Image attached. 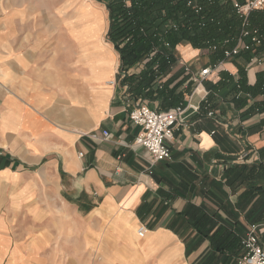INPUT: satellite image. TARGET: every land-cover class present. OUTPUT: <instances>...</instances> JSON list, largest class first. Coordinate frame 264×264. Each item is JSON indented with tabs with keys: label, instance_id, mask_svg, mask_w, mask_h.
Returning a JSON list of instances; mask_svg holds the SVG:
<instances>
[{
	"label": "crops",
	"instance_id": "crops-1",
	"mask_svg": "<svg viewBox=\"0 0 264 264\" xmlns=\"http://www.w3.org/2000/svg\"><path fill=\"white\" fill-rule=\"evenodd\" d=\"M96 1L0 0V264H237L252 223L264 248L262 95L235 96L264 52L258 66L234 56L213 68L208 49L177 45L163 91L145 88L153 107L186 105L170 159L154 160L132 145L138 97L104 3L93 29ZM104 129L110 140L91 136Z\"/></svg>",
	"mask_w": 264,
	"mask_h": 264
},
{
	"label": "trees",
	"instance_id": "trees-1",
	"mask_svg": "<svg viewBox=\"0 0 264 264\" xmlns=\"http://www.w3.org/2000/svg\"><path fill=\"white\" fill-rule=\"evenodd\" d=\"M97 1L103 2L107 10L109 29L106 38L119 55L122 79L133 80L129 86L135 98L138 97L136 101L148 96L146 94L152 88L155 92L163 91L165 83L162 79L179 61L177 45L190 44L193 48L214 45L216 48L210 51V55L215 63L224 59V50L236 43L241 29V18L232 0ZM248 21L250 27L264 30L263 11H251ZM259 52H264V49L258 47L256 53ZM251 55L250 51H241L236 56L243 57L248 63ZM139 65H142L139 71L133 72ZM235 89L236 94L242 92L251 97L257 93L262 95L252 107L254 112L264 111V69L257 73L252 88L246 86L241 71ZM142 91L144 96L141 95Z\"/></svg>",
	"mask_w": 264,
	"mask_h": 264
},
{
	"label": "built area",
	"instance_id": "built-area-1",
	"mask_svg": "<svg viewBox=\"0 0 264 264\" xmlns=\"http://www.w3.org/2000/svg\"><path fill=\"white\" fill-rule=\"evenodd\" d=\"M232 5L241 18V29L236 43L231 48L224 50V59L234 57L241 51H250L252 55L248 61V66H258L262 61L256 50L258 47L264 49V30H260L258 27H250L248 16L254 10L264 12V0H232ZM215 48L214 45H210L206 49L210 52ZM217 63L219 61L213 64V68L217 66ZM141 66L139 65L135 69H140ZM185 70L189 72L187 68ZM210 72L211 68L205 67L191 76V80L195 84L193 90L201 85ZM206 94L207 92H204L203 98ZM242 94V92H238L236 97H240ZM245 95L248 98L251 97L249 94ZM185 110L186 105L184 103L166 110H160L150 105L148 101L138 99L131 105L128 112L131 122L138 127V133L135 135L132 145L146 149L154 160L170 159L171 153L167 141L172 137L173 127L182 120ZM91 136L101 140H110L111 138L110 132L106 129L102 130L101 135L91 133ZM81 155L82 152H79V156ZM256 231L257 225L251 224L248 232L241 238L243 254L239 258L238 264H264V248L259 243ZM145 233L144 226L137 229L139 237H143Z\"/></svg>",
	"mask_w": 264,
	"mask_h": 264
},
{
	"label": "rangeland",
	"instance_id": "rangeland-1",
	"mask_svg": "<svg viewBox=\"0 0 264 264\" xmlns=\"http://www.w3.org/2000/svg\"><path fill=\"white\" fill-rule=\"evenodd\" d=\"M96 1V0H95ZM94 2V1H93ZM98 2V3H97ZM96 4V13H97V17H96V21L92 24V22H90L89 19H81L79 16H74V18L76 19V21L80 22L81 20L83 21L84 25H87V26H90L92 24L93 26V29L97 27V31L99 32L98 28L100 27V25L103 24L104 22V16H105V9H104V6H103V2H99V1H96L95 2ZM65 15H67V13H64ZM99 34V33H98ZM100 35V34H99ZM111 67H113L111 65ZM114 68V67H113ZM135 69V68H134ZM108 78V77H107ZM69 259V258H68ZM70 260V259H69Z\"/></svg>",
	"mask_w": 264,
	"mask_h": 264
},
{
	"label": "bare ground",
	"instance_id": "bare-ground-1",
	"mask_svg": "<svg viewBox=\"0 0 264 264\" xmlns=\"http://www.w3.org/2000/svg\"><path fill=\"white\" fill-rule=\"evenodd\" d=\"M82 1V0H81ZM80 7V6H79ZM82 7V6H81ZM85 7V6H84ZM82 9V8H81ZM87 10V9H86ZM78 12V11H77ZM77 12H75V13H77ZM81 12V11H80ZM87 12V11H86ZM94 12H95V10H94ZM87 16V15H86ZM90 16V15H89ZM92 16V15H91ZM84 17H85V15H84ZM86 18V17H85ZM94 19V18H93ZM83 27V26H82ZM81 28V27H80ZM82 32V31H81ZM90 32V31H89ZM98 33V32H97ZM84 35V34H83ZM86 35V34H85ZM84 35V36H85ZM100 42V41H99ZM105 50V49H104ZM106 59V58H105ZM137 228V227H136ZM135 228V229H136ZM133 236V235H132ZM137 236V235H136ZM147 241V240H146ZM159 242V241H158ZM148 248V247H147ZM152 249V248H151ZM121 250V249H120ZM136 252V251H135ZM124 253V252H123ZM137 253V252H136ZM125 254V253H124ZM130 254V253H129ZM127 255H128V252H127ZM146 255V254H145ZM129 256H131V255H129ZM130 261V260H129Z\"/></svg>",
	"mask_w": 264,
	"mask_h": 264
}]
</instances>
